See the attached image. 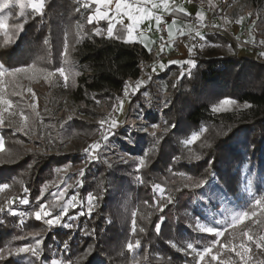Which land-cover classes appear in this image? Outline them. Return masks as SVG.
<instances>
[{"label":"trees","instance_id":"1","mask_svg":"<svg viewBox=\"0 0 264 264\" xmlns=\"http://www.w3.org/2000/svg\"><path fill=\"white\" fill-rule=\"evenodd\" d=\"M250 1L264 10V0ZM81 5L79 0H45L43 15H36L26 8L24 17H21L18 4H10L6 9L11 14L6 23L8 30L17 24L13 18L15 14L22 20L32 18L34 29L28 35L23 28L18 38L12 32L17 43L7 58V65L10 68L35 66L42 74L54 73L46 80L58 96L62 93V81L57 69L64 63L67 41L69 58L78 65L76 77L68 86L69 95L81 105L86 115L97 116L99 113L91 105L106 101L113 107L116 91L125 87L126 78H140L138 64L147 56V50L144 47L140 51L131 47V43L96 35L98 24L87 22L90 9L80 21V10L77 9ZM77 29L81 34L76 32ZM205 37L210 42L226 41L219 33H206ZM45 39L49 41L47 45ZM193 59L196 66L191 74L183 77L181 89L165 87L171 90L172 99L164 110V130L157 132L155 137L136 130L130 135L140 156L150 152L146 165L138 171L137 158L112 165L102 160L91 161L84 169L79 192L74 188L67 192L65 200L76 193L78 200L85 203L88 194L92 193L97 199L90 215H79L81 205L78 204L69 209L61 225L49 227L43 221L35 220L31 213L42 190L43 202L52 199L57 167L77 168L84 165V156L80 148L56 155L31 151L24 147L22 134L13 131L15 126L2 130L4 152L0 153V183L15 182V204L27 210L30 216L28 223L22 225L17 214L0 211V248L23 247L34 242L31 234L40 233L35 239H42V251L39 260L30 253H21L9 256L0 264H50L65 251L66 242V253L70 254L73 248L82 253L74 256L68 264H193L192 257L185 255V242L190 240L203 247L214 238L193 228L195 219L208 205L200 197L208 192L216 196L236 195L240 189L241 166L245 161L256 172L258 182L264 176V64L255 57L225 55L216 49L196 50ZM163 65L165 75L168 68ZM176 66L170 64V68ZM133 96L139 97L135 92ZM225 96L249 103V112L240 115L233 111L213 113V104ZM10 98L14 109L19 106L31 114L22 95H10ZM206 124L219 128L220 133L202 149L200 159L190 158L181 140ZM99 129V123L72 119L56 130L53 137L57 141L65 137L91 141L98 136ZM9 152L11 159L7 157ZM177 156L179 161L174 160ZM31 161L34 165L29 167ZM215 174L217 180L210 185ZM137 176L144 183L137 181ZM188 176L196 181L203 179L204 183L194 188L184 187L189 183ZM155 184L165 188L164 199L169 195L172 198L162 210L157 207L161 201L153 193ZM45 185H48L46 190ZM25 197L30 203L20 204V199ZM133 212H136L137 229L143 228V232L132 233ZM67 223L73 227H65ZM85 230L94 232V235H85ZM228 239L231 237L226 232L221 241L226 243ZM136 240L145 249L141 263L133 260L127 247ZM89 248L92 251L85 257ZM232 259H237L234 254Z\"/></svg>","mask_w":264,"mask_h":264},{"label":"rangeland","instance_id":"2","mask_svg":"<svg viewBox=\"0 0 264 264\" xmlns=\"http://www.w3.org/2000/svg\"><path fill=\"white\" fill-rule=\"evenodd\" d=\"M213 1L218 7V11L226 23L233 27V31L237 35L246 37V39L251 43L262 45L260 44V41L264 40V10H261L258 6H254L250 0H229V3L225 7H223L221 4V0ZM0 3H3V0H0ZM79 10H81V7H79ZM249 13H251V15H249ZM10 15V12L6 9L0 10V19H3L5 24L7 23ZM241 17H243L242 22L237 23L236 21ZM13 18L15 19V23H22L24 21L22 18H20V16H18V14H15ZM210 18H212V16H210L208 19ZM23 28L27 30L28 35L33 32L34 22L32 18L23 24ZM13 31L14 27H12L10 30H8V27L5 29H0V63H3L7 68H10L7 65V58L14 51L17 42L5 44V40L9 36H12ZM203 31L204 33H210L207 30ZM76 32L80 33V29H77ZM187 35L179 37V39L182 41V39ZM189 36L196 38L194 34H189ZM222 37L225 38V42H210L204 39L203 47H201V45H195L192 53H189V46L194 44L192 42L187 45L185 51L183 52L182 50L177 49L168 62L170 61L171 64L174 61L182 62L188 59H193L196 50L205 52L208 49H216L219 53H223L225 55L253 57L250 52L236 47L235 43L227 36L222 35ZM182 44H184L183 41ZM257 59L260 63L264 64V58L259 57ZM170 64L166 65L168 69L165 75L162 72V68L160 66L154 65L149 67V69H147L140 76V78L133 82H126V84L130 85L129 96L125 97L124 88L121 92L116 91L117 98L115 105L120 101H123L122 110L113 113V107H110L108 102L96 101L93 103L91 108L99 113L97 116L86 115L84 112H82L81 105L70 97L68 86L73 83L76 77V69H78V65L73 63V61H71L70 64H66L65 57L64 63L60 68H65L67 70L69 79L67 82H65L62 77H59L62 81V93L58 96H56L55 89L48 84L40 68L34 66L37 70H39L40 74L32 75L31 79H29L28 76H21L19 78V84L22 85L24 89L22 94L23 98L28 104L35 103L36 111L40 113V119L34 126V131H32L30 134L26 135L24 131H17L16 128L13 129V131L16 133L22 134V143L24 147L31 151H41L44 155L65 154L80 148V151L84 156V165H81L77 168H69L66 166L57 167V169H61V171L57 172L56 169L57 178L54 192L63 190L66 187L65 182H67V184L75 185L76 182L79 181L80 186L81 176L79 175V172L82 168L85 169V167L91 162L88 161L86 163L87 158L84 153V149L90 144L101 140V129H99L98 136L91 141H85L72 137H65L59 141L55 140L53 137L54 132H56V130L61 128L69 120L77 119L86 121L87 123L95 122L100 124L102 119L114 115L118 121V127L114 129V134L110 136L108 142L109 146L107 148L102 147L100 156L97 158V160L106 161L108 165H112L114 163H126L132 159L143 157L138 154L137 147L130 136L132 131L136 130L138 132H146L141 129L144 126H148L149 132H151L153 130L151 125L156 124L159 126L156 129V132H162L164 130L163 125L166 123L164 110L170 105L172 99V92L168 89H181L183 77L185 75H189V65L174 63L177 65V68H170ZM153 68H155V71H153ZM193 69H191V73ZM181 71L184 72L183 77H181ZM5 79L7 80L8 78L6 77ZM137 81L142 82L139 88H135ZM10 87L11 86L9 85H5L7 92H10ZM165 87L169 88L166 89ZM28 88H31V93L27 91ZM134 92L138 93V98L133 96ZM7 98L11 99L10 95L7 96ZM224 98H231L235 100L239 106L249 104L247 102H240L232 97L225 96L220 98L213 105L218 104L219 101ZM249 110L250 108L229 106L227 111H233L240 115L243 112H249ZM5 115L7 116V114ZM8 127L9 126L0 127V138L3 139L1 134L2 130L7 129ZM202 128L207 129V131L204 132L200 140L190 146L191 151H189V148L184 145L183 141L189 138L193 132H199ZM219 133V128L209 126L207 124L201 126L198 129L192 130L188 136L183 137L181 140L187 156L190 158L200 156L202 149L209 146L212 143L213 138ZM202 144H206V146L202 147ZM30 165L33 166L34 161H31ZM217 177L218 176L216 174L212 177L211 181L209 182L210 185L217 180ZM255 177L256 172L251 169L249 162L245 161L241 166L240 189L236 195L221 194L216 196L209 192L206 194L204 193L200 197V200L206 201L208 205L204 207L202 214L195 219V222L203 225V229H197L195 226H193V228L200 233L211 234L204 229L213 228L218 230L223 228L228 223H230L232 216L241 211L247 210L254 199L264 195V176H261L260 182H258ZM5 183L8 184V188L0 191V208L4 209V211L14 212L20 207V205L18 206L15 204L17 199L15 182H1L0 188H3V184ZM73 188L77 193L79 192V187L75 186L69 187L67 192ZM74 195L77 194L74 193ZM212 240L213 238L204 244V246L209 244ZM185 244L186 246L191 244L197 249H202L204 247H198L193 241L190 240L186 241ZM144 251V245L140 243L138 248H134V250L131 251L133 260L137 263H141L144 259ZM68 253L63 251L55 259L59 261L60 264H68L73 260L74 256L82 255L78 249L74 248L70 254Z\"/></svg>","mask_w":264,"mask_h":264},{"label":"snow or ice","instance_id":"3","mask_svg":"<svg viewBox=\"0 0 264 264\" xmlns=\"http://www.w3.org/2000/svg\"><path fill=\"white\" fill-rule=\"evenodd\" d=\"M17 3L20 8V16L24 17L25 12L24 9L30 8L32 13L36 15H43V11L45 8V0H3V3H0V10H4L9 8L10 4ZM115 6V10L113 15L110 16L111 6ZM92 4L97 5L93 14L87 16V22L89 24L94 21H108V27L106 29V34L109 38L120 39L125 43H133L137 42V37L141 43L144 41L143 33L138 31L139 24L144 20L155 19L157 26H159L162 17L160 15H156L152 9L159 10L163 8L164 10L170 11L172 13L180 12L184 13L183 8L172 7L169 8L168 0H161L160 4L155 3V0H137L134 4L130 2V0H88V2L83 4L85 9L91 7ZM151 4V8H148L147 5ZM103 8V10H101ZM79 11V9H77ZM251 15V13H249ZM119 19V23L122 25V28L119 32H115L116 25L113 21L117 18ZM123 17H127L130 21L129 24H123ZM197 17L199 20H203L204 17L202 14L198 13ZM243 17L237 20V23H241ZM27 20L24 19L22 23L15 24L13 35L18 38L19 32L23 30V24L26 23ZM176 21L173 20V24ZM7 25L5 24L3 19H0V29H5ZM213 27H216L215 25ZM96 35H104V31L101 28L95 29ZM180 34L183 35V31L180 30ZM196 37H199L201 41L205 39L203 35L199 31L195 33ZM169 37L171 38V31H169ZM15 40L12 36H9L5 40V44L14 43ZM49 41L45 39L44 44L47 45ZM260 44L264 45V40L260 41ZM144 47L147 51L151 52V49L148 48L147 44H144ZM203 47V44H201ZM195 48V44L189 46L188 51L192 53ZM65 49V62L66 64H70L69 58V45L67 41L64 44ZM161 51H163V46L161 47ZM261 58H264V51L259 53ZM172 63H182L190 66L189 74H191V69L195 67V60L188 59L182 62H172ZM161 68L164 65H160ZM155 71V68H153ZM31 74V75H29ZM40 72L34 66L29 67H15V68H7L3 63H0V127L3 126H15L17 131H24L26 135L30 134L34 131V126L38 123L40 119V113L36 111L35 103H31L28 107L31 109V114H28L24 111L23 108L17 106V108H13V101L7 96L9 95H22L23 94V86L19 84V78L21 76H28L29 79L32 78V75H39ZM58 74L60 77L64 79L65 82L69 79V74L65 68L58 69ZM45 78L49 79L54 73H45ZM184 76V72L181 71V77ZM8 78L7 80L5 78ZM151 78V77H150ZM141 81H137L135 88H139L141 85ZM5 85H9L12 87L11 92H7ZM129 88L130 85L125 84L124 87V95L125 97L129 96ZM27 91L31 93V88H28ZM34 97V94H33ZM123 101H120L118 104L113 106V113L122 110ZM229 106H237L250 108L251 105L245 104L242 106L237 105V102L231 98H224L219 101L218 104L213 105L211 111L213 113H218L222 111H227ZM7 114V116L5 115ZM118 127V121L115 116H110L102 119L100 121V129H101V140L96 141L90 144L87 148L84 149V153L86 155V163L88 161H95L100 156L102 147L107 148L109 146L108 142L110 136L114 134V129ZM159 126L154 124L151 125L153 129L149 132V128L142 127L141 130L150 133L152 136H156V129ZM167 131V129H165ZM207 129H201L199 132H193L189 138L183 141L184 145L189 148L191 151V145L200 140L201 136H203L204 132ZM103 142V143H102ZM206 146V144L201 145ZM154 151V148L151 152ZM4 152V140L0 138V153ZM149 153L146 152L145 156L142 158H137V170L139 171L143 168L148 159ZM7 157L9 159L12 158V154L7 153ZM197 160L200 159L199 156L195 157ZM175 161H179L180 157H174ZM31 167V165L29 166ZM61 171V169H57V172ZM79 175L83 177L84 169L82 168L79 172ZM183 176V174H180ZM137 181L140 183H144L141 180L140 176L136 177ZM189 183H186L184 187H198L204 183V180H193L191 177L186 178ZM66 187L63 190H58L51 194L52 199L47 203L43 202V191L41 196L36 198V207L32 211L31 215L34 216L35 220L43 221L49 227L54 225H61L63 217L68 214L70 208L76 207V205H81V211L79 215H90L96 204V197L93 196L92 193H89L87 196L86 203L82 200H78L77 195H72L69 199L65 200V196L69 187H79V181L76 182L75 185L67 184L65 182ZM48 185H45V190ZM8 188V184H3V188H0V191ZM27 192V189H25ZM153 193L156 196L157 200H160L161 203L157 205L158 208L162 210L163 205L165 203H171L172 198L169 195L166 199H164L165 188L161 187L159 184H155L153 186ZM158 194V195H156ZM22 205H28L30 200L28 198H21L19 201ZM147 203V202H145ZM86 208V212H85ZM0 211H4V209L0 208ZM12 215H16L15 212L11 213ZM20 215H25V213H20ZM132 233H136L137 231L143 232V228L137 229L136 226V212L132 213ZM75 219V217H73ZM65 227H73L71 223L64 224ZM194 226L197 229H203V225L198 222L194 223ZM208 233L213 234V240L204 246L202 249H197L193 245L189 244L186 246L185 255H190L192 257L193 264H264V195L253 200L251 205L247 210L241 211L234 216H232L230 223H228L225 227L220 229L207 228L204 229ZM156 231H159V223L156 225ZM228 233L231 239H228L227 242H223L220 240L221 237L225 236V233ZM85 235H94V232H88L85 230ZM34 237V242L24 245L23 247L17 248H0V262L6 260L9 256L19 255L21 253H30L32 256L36 257L37 260L40 258V254L42 251L41 243L42 239H35V237L40 236V233L31 234ZM238 239V243H234V240ZM140 246V241L136 240L135 245L133 243H128L127 247L130 251L134 250V248H138ZM215 249V251H214ZM64 250L67 251V242L64 245ZM92 249L89 248L85 253V257L91 253ZM232 254L237 258L236 260L232 259ZM81 260L84 257H80ZM51 264H60L59 261L53 259Z\"/></svg>","mask_w":264,"mask_h":264},{"label":"crops","instance_id":"4","mask_svg":"<svg viewBox=\"0 0 264 264\" xmlns=\"http://www.w3.org/2000/svg\"><path fill=\"white\" fill-rule=\"evenodd\" d=\"M82 3L88 2V0H79ZM132 3H136L137 0H130ZM155 3L160 4L161 0H155ZM169 8L176 7V8H183L184 13L176 12L172 13L170 11L164 10L163 8L156 10L152 9V11L156 15H160L162 17L159 26H157V23L155 19L150 20H144L142 21L138 26V31L143 33L144 41L143 43L140 42L139 37H137V42H133L138 45H142L144 47V44L146 43L148 48H152L154 44L162 39H168L170 42L164 46L167 50H173L175 48L185 51L188 44H181L176 45L175 43L171 42V40L177 38V37H183L187 34H194L199 31L201 35L205 37L203 29H198L197 25L202 24L204 21H206L211 16V10L207 6H202L199 3V0H168ZM97 5L92 4L89 8L88 15H91L94 13L95 8ZM148 8H151V4L147 5ZM103 10V8H101ZM115 10L114 3L111 6L110 16L113 15ZM200 13L203 15L204 19L201 21L198 19L197 14ZM119 17L113 21L116 25L115 32H119L122 28V25L118 22ZM173 20L176 21L175 24H173ZM93 23L98 24L99 28H101L104 31V35L106 37V29L108 27V21L102 20V21H94ZM130 21L127 19V17H123V24L127 25ZM180 30L183 31V35L180 34ZM169 31H171V38L169 37ZM109 38V37H108ZM114 39V38H113ZM120 40V39H117ZM206 40V37H205ZM123 41V40H120ZM124 42V41H123ZM164 64H170V61H166Z\"/></svg>","mask_w":264,"mask_h":264},{"label":"built area","instance_id":"5","mask_svg":"<svg viewBox=\"0 0 264 264\" xmlns=\"http://www.w3.org/2000/svg\"><path fill=\"white\" fill-rule=\"evenodd\" d=\"M200 5L207 6L211 10V16L212 18L207 19L202 24H198V29L207 30L211 33H219L221 35H225L228 38H230L236 45V47L241 48L243 50H246L253 55L255 58H259V53L264 51V45L254 44L249 42L246 37H243L241 35H237L233 31V27L226 23L222 15L218 11V7L214 3L213 0H199ZM229 3V0H221V4L223 7H225ZM84 4V3H83ZM83 4L81 5L80 10V21L84 20V17L86 13L88 12V9H85L83 7ZM214 16V17H213ZM214 18V19H213ZM216 27H213V26ZM183 43L190 44L194 43L197 46H200L204 43V41H201L199 37H190L189 34L182 39ZM181 39L175 38L171 40V42L175 44H182ZM170 40L168 39H160L157 41L154 46L151 48V52L147 51V56L138 64L139 69L141 71V75L149 69V67H152L154 65L160 66L163 65L166 61H168L174 52H176L177 48L173 50H167L164 48L166 44H168ZM163 46V51H161V47ZM131 47H137L140 51H143L144 47L142 45H136L134 43H131ZM138 78H135L133 76H128L126 78V82H133ZM118 92H121L122 90H117ZM11 182V181H10ZM18 218L20 219V222L22 225H25L28 223L29 220V212L23 208H18L14 211ZM20 213H25V215H20Z\"/></svg>","mask_w":264,"mask_h":264}]
</instances>
